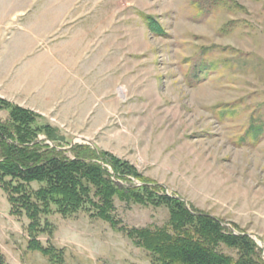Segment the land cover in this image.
<instances>
[{
  "label": "rangeland",
  "instance_id": "374dc122",
  "mask_svg": "<svg viewBox=\"0 0 264 264\" xmlns=\"http://www.w3.org/2000/svg\"><path fill=\"white\" fill-rule=\"evenodd\" d=\"M0 78L19 80L26 95L33 79L58 78L59 102L18 104L6 97L16 91L10 82L0 98L40 114L72 144L129 161L159 194L247 232L264 258V0H0ZM114 206L127 227L168 226L165 204L116 195ZM10 211L0 187L4 264H51L28 248L27 215ZM94 213L53 210L39 238L64 248L62 264H151Z\"/></svg>",
  "mask_w": 264,
  "mask_h": 264
},
{
  "label": "trees",
  "instance_id": "16d2710c",
  "mask_svg": "<svg viewBox=\"0 0 264 264\" xmlns=\"http://www.w3.org/2000/svg\"><path fill=\"white\" fill-rule=\"evenodd\" d=\"M146 20L151 30L162 32L152 16ZM0 109L8 111L7 118L0 117V187L9 198L11 214L29 218L28 248L40 251L51 264H62L65 250L40 240L39 235L52 228L47 216L56 210L67 217L85 206L147 250L151 264H264L261 248L247 232L232 230L180 197L159 194L129 161L88 144L66 141L59 127L31 109L2 98ZM133 178L145 183L124 187L119 183L129 184ZM34 181L41 183L38 188H32ZM116 195L165 204L170 210L168 226L123 225L112 213ZM223 245L235 253H227ZM0 264H4L2 255Z\"/></svg>",
  "mask_w": 264,
  "mask_h": 264
},
{
  "label": "crops",
  "instance_id": "0c3cea01",
  "mask_svg": "<svg viewBox=\"0 0 264 264\" xmlns=\"http://www.w3.org/2000/svg\"><path fill=\"white\" fill-rule=\"evenodd\" d=\"M64 71V69H62ZM60 71L57 72V77L59 75ZM13 87H16L15 94L12 96L6 95L8 99H14V101L18 104H22L25 101H31L32 102H40V103H50V102H59V93H60V87H59V79H56L55 85L52 84V81L47 83L46 79L37 82V79H33L30 83V86L27 88V92H30L28 95L23 93V89L20 87V81L19 80H10V79H1L0 78V86L2 85H8V83ZM26 89V88H24ZM26 92V91H24ZM73 95L75 92L72 93ZM77 100H73L72 103L76 104ZM33 109V107L29 106ZM40 113L44 112L42 110H37Z\"/></svg>",
  "mask_w": 264,
  "mask_h": 264
},
{
  "label": "water",
  "instance_id": "95a60500",
  "mask_svg": "<svg viewBox=\"0 0 264 264\" xmlns=\"http://www.w3.org/2000/svg\"><path fill=\"white\" fill-rule=\"evenodd\" d=\"M83 140H84V141H88V142H90L89 139L86 138V137H83ZM249 235H250V234H249ZM250 236H251V235H250Z\"/></svg>",
  "mask_w": 264,
  "mask_h": 264
}]
</instances>
